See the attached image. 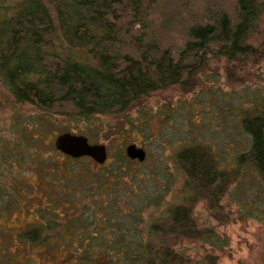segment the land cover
<instances>
[{"label":"trees","instance_id":"1","mask_svg":"<svg viewBox=\"0 0 264 264\" xmlns=\"http://www.w3.org/2000/svg\"><path fill=\"white\" fill-rule=\"evenodd\" d=\"M263 32L264 0H0V80L16 104L86 126L101 117L130 114L157 92L186 88L210 59L257 65L264 61ZM170 34L180 35L179 45L160 40ZM252 104L238 118L246 145L234 167L220 168L203 143L177 154L191 198L202 195L217 205L248 168L260 183L251 198L264 206V101ZM127 124L138 128L137 122ZM30 126L32 132L23 127L18 158L30 154L32 166L46 170L52 163L35 146L43 142L50 121ZM72 131L88 138L79 127ZM52 153L61 152L53 147ZM63 156L74 163L92 160ZM125 168L118 165L116 178L101 174L97 185L86 172L49 178L52 206L39 211L44 226L11 234L13 245H0V264H184L176 251L178 239L217 245L212 231L197 229L186 206L168 208L144 225V212L159 199L144 196L141 188L123 194L106 184L119 182ZM129 179L130 185L143 183L142 176ZM88 197L90 208L70 217ZM116 203L127 209L115 210ZM59 217L68 220L61 229Z\"/></svg>","mask_w":264,"mask_h":264},{"label":"rangeland","instance_id":"2","mask_svg":"<svg viewBox=\"0 0 264 264\" xmlns=\"http://www.w3.org/2000/svg\"><path fill=\"white\" fill-rule=\"evenodd\" d=\"M166 36V40L160 39L165 45L173 47L181 42L178 34ZM263 38L264 32L260 36L261 40ZM258 98L264 101V61L237 66L229 65L224 59H210L186 88L174 86L157 92L130 114L101 117L83 126L56 112L47 116L32 106L16 104L0 80V245H13L10 235L14 232L44 226L39 211L52 206L48 198L53 191L49 178L63 175L71 179L86 172L91 175L93 185H97L101 174L116 178L118 165L124 169L121 163L127 159L130 163L125 168L126 175L119 182L106 180V184L123 194L132 190L140 192L141 188L144 196L159 199L158 206L144 212V225L149 226L168 208L186 206L192 211L197 229L212 231L217 236V245L198 238L178 239L176 251L184 264H264V206L250 195L260 187L253 170L243 169L238 181L212 207L202 195L191 198L192 186H187L176 159L185 147L203 143L216 154L220 168L234 167L237 155L246 145L238 118L242 110L251 108ZM46 118L50 126L44 131L43 142L35 146L44 150L45 160L52 163L44 170L32 166L30 154L20 160L17 144L23 141V127L27 125L28 132H32L29 124L44 119L47 125ZM129 120L137 122L138 128L127 126ZM76 127L88 136L91 144L107 148L108 158L103 165L93 159L69 162L61 153H52L57 137L66 130L74 134L72 129ZM130 145L146 151L144 162L127 157ZM135 176H142L141 186L130 185L129 177ZM160 197H163L162 202ZM15 198H19V202H15ZM116 204L115 210L127 209L126 204ZM90 205L89 197L83 199L70 217H78ZM67 206L68 210L72 207ZM93 214L99 215V212ZM59 218L57 229L68 221ZM59 260L63 262L60 257Z\"/></svg>","mask_w":264,"mask_h":264},{"label":"water","instance_id":"3","mask_svg":"<svg viewBox=\"0 0 264 264\" xmlns=\"http://www.w3.org/2000/svg\"><path fill=\"white\" fill-rule=\"evenodd\" d=\"M55 148L63 155L73 159L91 158L96 163L103 165L108 158L107 148L103 145H95L89 142L85 136L65 133L57 137ZM127 157L130 160L144 162L147 153L136 145H130L126 150Z\"/></svg>","mask_w":264,"mask_h":264}]
</instances>
